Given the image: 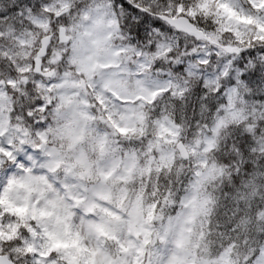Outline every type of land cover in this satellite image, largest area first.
<instances>
[{
  "label": "snow or ice",
  "instance_id": "snow-or-ice-1",
  "mask_svg": "<svg viewBox=\"0 0 264 264\" xmlns=\"http://www.w3.org/2000/svg\"><path fill=\"white\" fill-rule=\"evenodd\" d=\"M0 264H264V0H0Z\"/></svg>",
  "mask_w": 264,
  "mask_h": 264
},
{
  "label": "clouds",
  "instance_id": "clouds-1",
  "mask_svg": "<svg viewBox=\"0 0 264 264\" xmlns=\"http://www.w3.org/2000/svg\"><path fill=\"white\" fill-rule=\"evenodd\" d=\"M197 82L198 81H196L195 78H194L193 85H192L193 89L195 88ZM195 107H196L195 104H193V108H195Z\"/></svg>",
  "mask_w": 264,
  "mask_h": 264
}]
</instances>
